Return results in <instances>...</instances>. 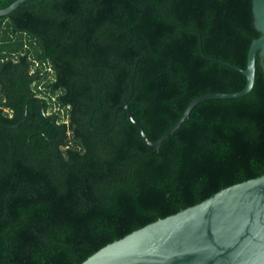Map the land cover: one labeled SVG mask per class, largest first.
<instances>
[{
	"label": "trees",
	"instance_id": "trees-1",
	"mask_svg": "<svg viewBox=\"0 0 264 264\" xmlns=\"http://www.w3.org/2000/svg\"><path fill=\"white\" fill-rule=\"evenodd\" d=\"M253 5L30 0L0 16V124H19L0 126V264H81L264 175L260 56L248 94L198 103L158 149L121 107L155 142L198 97L242 91Z\"/></svg>",
	"mask_w": 264,
	"mask_h": 264
},
{
	"label": "water",
	"instance_id": "water-1",
	"mask_svg": "<svg viewBox=\"0 0 264 264\" xmlns=\"http://www.w3.org/2000/svg\"><path fill=\"white\" fill-rule=\"evenodd\" d=\"M28 1L16 0L1 8L0 16L12 13ZM253 2L255 26L262 35L253 41L247 68L242 69L247 77L242 91L198 97L180 121L155 142L133 117L129 103L121 105L151 146L160 148L198 103L238 98L252 90L258 56L264 68V0ZM32 99L42 101L40 97H30L25 105L26 115ZM0 126L17 128L19 124ZM81 264H264V175L229 186L196 205L135 230L104 246Z\"/></svg>",
	"mask_w": 264,
	"mask_h": 264
},
{
	"label": "rangeland",
	"instance_id": "rangeland-1",
	"mask_svg": "<svg viewBox=\"0 0 264 264\" xmlns=\"http://www.w3.org/2000/svg\"><path fill=\"white\" fill-rule=\"evenodd\" d=\"M34 84H35V83H34ZM36 96H37V97H41V95H40V94H39V95H36ZM54 107H55V106H53V108H51V109H50V112H51V113H53V112H54Z\"/></svg>",
	"mask_w": 264,
	"mask_h": 264
},
{
	"label": "flooded vegetation",
	"instance_id": "flooded-vegetation-1",
	"mask_svg": "<svg viewBox=\"0 0 264 264\" xmlns=\"http://www.w3.org/2000/svg\"><path fill=\"white\" fill-rule=\"evenodd\" d=\"M41 98V97H40ZM46 113V112H45Z\"/></svg>",
	"mask_w": 264,
	"mask_h": 264
}]
</instances>
